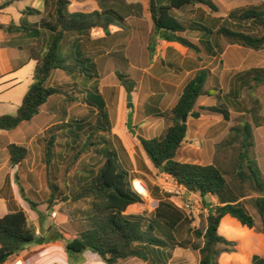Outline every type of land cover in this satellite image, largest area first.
Segmentation results:
<instances>
[{
	"label": "trees",
	"instance_id": "obj_1",
	"mask_svg": "<svg viewBox=\"0 0 264 264\" xmlns=\"http://www.w3.org/2000/svg\"><path fill=\"white\" fill-rule=\"evenodd\" d=\"M10 0L0 5V11L10 7L15 2ZM46 6L52 5L54 13L49 21L39 26L33 25H0L5 33L31 35L33 44L27 45L28 60L36 63L33 84L26 93L15 114L0 115V131H12L23 123L31 122L41 112L51 98L65 97L67 102H76L64 87L48 85L56 71L65 75L85 79L91 85L89 89L80 90V83H74V91L90 92L83 99L86 105L96 110V122L90 127L84 144L76 146L72 163L93 146H100L97 152L104 158L97 169L82 171L83 179L77 190L72 193L61 192L59 185L48 181L51 196L48 209L57 202L63 204L88 201L90 210L78 219L69 213L71 224H76L73 232L49 229L46 236H40L36 228L29 223L27 214L23 211L10 213L0 219V256L7 253L20 255L32 245H42L53 241H62L70 257L80 256L91 252L99 256L106 264H119L121 261L136 258L148 264H167L172 259L177 248H187L197 251L200 255L199 264H221L223 254L236 252L237 243L230 241L220 234L222 219L229 215L238 220L243 226L255 229L264 234V173L251 153L254 143V127L245 123L234 127V141L238 148H233L230 165L224 168L217 164L200 165L178 161L179 151L188 135L187 119H231L229 107L221 104L212 107L196 109L198 100L206 95V85L209 72L199 70L185 85L183 92L170 113L157 111L155 116L164 119L168 125L164 132L151 139L138 136L144 153L154 168L170 176L178 186L190 194L199 195L203 206L208 210L203 230H193L194 219L191 214L173 201V195L161 191L158 187L150 188L151 198L158 200V207L150 217L144 215H129L130 207L143 204V197L133 188L134 178L121 162L120 154L126 160L129 156L120 144L119 139L109 141L103 139L92 142L94 136L111 133L112 123L106 100L99 89V66L97 59L88 55L86 43L92 41V32L100 30L109 36L114 27L124 28L129 16H138L142 6L128 4L119 0H92L97 2L93 11H79L71 8L73 2L88 0H38ZM205 6L211 11L218 12V7L212 0H149V12L153 23L152 42L149 51H156V41H165L168 46L176 45L195 54L202 49L210 55H218L223 47L218 43L223 40L228 45L260 51L264 49V9L259 7L240 8L233 10L225 18L199 19L187 24L176 16V12L188 7ZM27 14H40L39 10L27 9ZM256 30V32H254ZM189 31H199L202 39L199 43L192 42L184 35ZM219 50L216 51V50ZM123 58V57H122ZM126 61V60H125ZM196 61L195 66H199ZM191 67V66H189ZM120 84L128 94L135 93L137 84L129 75L117 73ZM258 86H264V68H252L239 73L235 77L233 87L228 95V101L241 105L239 100L244 91H253ZM130 113L134 112L133 102L128 103ZM149 116L150 113L148 112ZM260 126V122L254 119ZM87 123L75 121L68 125L69 136L74 137L73 143L79 138ZM65 126L55 125L48 130V138H42L44 158L49 174L56 159L57 142L64 134ZM231 141H229L230 143ZM117 145L119 149H117ZM66 143L65 147H69ZM10 163L13 167L21 166L30 156L26 146L8 144L6 147ZM69 171V169H67ZM228 177H233L229 182ZM20 186L22 197L36 211L39 205L26 197L24 187ZM251 191L258 196L252 199L261 219L258 229L254 217L246 206L238 200L247 198ZM234 194L238 195L237 197ZM61 195V197H57ZM233 197H230V196ZM210 197H216L219 204L213 206ZM193 234L201 241L198 245H189L185 236ZM8 259L0 262L4 264ZM252 264H264V257L254 255Z\"/></svg>",
	"mask_w": 264,
	"mask_h": 264
},
{
	"label": "rangeland",
	"instance_id": "obj_2",
	"mask_svg": "<svg viewBox=\"0 0 264 264\" xmlns=\"http://www.w3.org/2000/svg\"><path fill=\"white\" fill-rule=\"evenodd\" d=\"M113 1L118 2L119 0ZM121 1L128 4L141 5L142 10L139 12L138 16H129L124 28L114 27L109 36H105L100 30H94L92 32V37L98 39L97 42L86 43L88 55L97 59L99 66V89L102 90L103 96L105 100H107L106 103L107 106H109L108 110L111 123L113 122L114 127H119V104L121 101L124 102L125 95L126 100H128L129 95L120 84L117 73L129 75L130 79L134 80L137 84L136 91L132 94L134 109L137 103V97H139L140 102H142L143 95H146L150 91L161 89V92H164L166 96L165 99H163L165 103V112L170 113L175 106L180 89L187 84L193 75L187 76L185 73H179L176 66L167 65V61L176 62L182 58H186V61H191L190 58L198 56L200 64L196 66L195 69H206L209 72V78L206 85V95L198 100L196 109L226 104L229 107L231 119L229 121L218 119H187L188 135L185 140L186 142L184 141L185 143H183L179 151L178 159L182 162L200 165L217 164L224 168L228 167L232 160L233 148H238L239 146L238 142L231 145L235 136L232 129L249 123L254 127L256 133L254 139L255 145L251 153L257 159L264 173V86H258L253 91H244L239 100L241 105H234L228 101V95L233 87L235 77L239 73L246 72L252 68H264V49L254 51L237 45H228L225 41L221 40L218 43L223 47V51L216 56L208 54L205 49H202L200 54H195L192 51L176 45L168 46L165 41L158 39L156 41V51L152 55L149 51L153 35V23L149 12V0ZM212 1L218 7V12L211 11L205 6H197L178 11L176 12V16L189 24L197 22L199 19L225 18L233 10L240 8L259 7L260 9H264V0ZM96 5L97 2L88 0L85 2H73L71 8L73 10L90 12L95 9ZM15 9L12 10L11 14L17 19L19 15L18 11ZM53 13L54 7L48 5L46 6L44 15L31 17V21L36 24V26H39L42 17L46 16L47 19H50ZM254 32H256V30H254ZM184 36L194 43H199V40L202 39L199 31H189ZM216 51L219 52L218 49ZM166 52V55H168L167 57H165ZM27 53L28 50H25L24 54ZM164 57L166 58V62L162 61ZM32 65H34V63H32ZM29 69L30 68L25 70V76L28 75ZM76 82L81 84L79 86L80 90L89 89L91 86L89 82L78 76H76V78H71L61 71L53 73L48 85L64 87L73 98L77 99V101L70 103L67 102L65 97H54V100L51 102V105L55 106L54 116L42 115L43 117L45 116L44 119L47 121L43 123L39 129L37 128L38 131L31 135L30 140L23 141L27 144L26 146L30 147V156L26 161L31 165V169L33 170L32 176L30 177L32 185L28 186L26 183V171L23 168L24 166L19 168L16 177L19 178L21 185L25 189L31 187L30 192H28L29 198L35 200L40 209L45 213H48L47 203L51 196L48 183L49 180L54 184H58L62 193L66 192L72 194L77 190L75 185V173L77 171L82 173V171L85 170L97 169L104 161V158L97 152V148H100V146L96 145L82 154L76 163H72L74 154L79 150L76 144L81 146L84 144L90 134V127L96 122V111H92L83 99L88 94L91 95V93L74 91L72 88H74V83ZM23 90L24 87L18 88L9 94L12 103H21ZM9 107L11 106L8 105V108ZM0 112L9 111H3L2 109ZM135 112L137 114V125L134 122ZM43 117L41 119H43ZM35 119L38 120L35 121ZM254 119L259 120L261 125H256ZM79 120L87 123V126L82 131H79L80 138L76 143H73L74 137L69 136L70 129L67 127L68 125L74 126L75 121ZM142 120L143 116L140 110L137 109L136 111L135 109L133 112V129L136 131V135H133L132 132L126 128L127 117L125 118L123 128L128 135L127 145L131 150L130 155L132 159L130 160L129 158V160H126L122 154H120V158L124 167L130 172L131 177L134 178V181L139 180L144 182L148 191V197L142 196L144 200L143 205L136 206L132 210V213L143 214L146 217H150L157 204V201L150 197V188L156 186L164 192L165 187L178 190V185L172 178L166 177L165 174L154 168L150 162L149 166L146 164V159L148 158H146L139 142H137L138 136L149 138L154 137V135H161L168 123L162 119L165 121L163 127L159 125L157 128V125H148L145 130V128H142L143 124L140 123ZM38 121L39 117L36 116L34 122L30 124L25 123L20 126V128L12 131H0V146L4 149L8 144H11V142L17 141L20 138L18 135L19 131L31 130L29 127L31 128L33 125L35 127V123L37 127ZM61 123L65 126L63 133L68 134L69 137H60L58 139V147L55 152L56 159L53 163V167L49 169L50 172L48 174L44 158V148L40 141L42 138H48L50 132H48L47 129L51 125H61ZM149 126L152 129L150 131L147 130ZM103 139L109 141L113 140L109 133H102L101 135L97 133L92 142L97 143ZM229 141L231 142L229 143ZM66 143H70V146L65 147ZM117 149H119L118 145ZM67 169H69V171H67ZM228 180L232 182L233 177H228ZM247 195L248 197L244 204L254 217L257 228L259 229L261 227V219L252 204V199L256 198L258 195L251 191H248ZM189 196V192L185 190L182 195L173 194V201L184 208L186 213L192 215L194 219V223L192 224L193 230H203L207 217L206 208L203 206V202L199 195ZM57 197L60 198L61 195ZM57 203L58 204L55 206L60 207L62 213L67 215L73 213L78 219L83 213L90 210L88 201L79 203L69 202L67 204L61 202ZM186 203H190L188 208L185 207ZM48 219L50 218L48 217ZM41 226H44L43 223ZM74 228H76V224H71L69 230L72 232ZM254 231L255 233H260L255 229ZM232 232H237L242 241L247 238V232L236 225L228 227V234L231 235ZM184 239L189 241V245H198L201 243L193 234L185 236ZM174 252L175 260L173 264H199L200 255L197 251L187 248H177Z\"/></svg>",
	"mask_w": 264,
	"mask_h": 264
},
{
	"label": "crops",
	"instance_id": "obj_3",
	"mask_svg": "<svg viewBox=\"0 0 264 264\" xmlns=\"http://www.w3.org/2000/svg\"><path fill=\"white\" fill-rule=\"evenodd\" d=\"M6 1L7 0H0V5H2ZM14 9L18 11L19 17L17 19L14 18L11 14L12 10ZM27 9L39 10L41 13L30 15V14H27L26 12ZM45 10H46V5L38 0H34V1L23 0L21 2H15L10 7L0 11V25H8L9 23L13 22L16 25L23 24V25L36 26V24H34L31 21V17H35L36 15H40V16L44 15ZM49 20L50 19H47L46 16L42 17L40 24L42 22L49 21ZM97 40L98 39H94L92 37L91 42H97ZM30 44H33L31 35H25V34L10 35V34L5 33L3 30H0V110L3 109V111H9V112H0V115H7L8 113L15 114L18 107L21 105L26 93L28 92L29 88L33 84L36 63L34 61L28 60V53L24 54L25 50H27L26 46ZM166 54L167 52L165 53V57L168 56ZM165 57L162 60L163 62H166ZM190 59L191 61H186V58H182L180 60H177L176 62L167 61V65L176 66V68L178 69L177 71L179 73H182V74L185 73L187 76L193 75L194 77L199 70L204 69V68H198V69L193 68L195 66L196 61L199 60L198 56L192 57ZM32 63H34V65H32ZM28 68H30L28 71V75L25 76L24 75L25 70H27ZM22 87H24V90L22 93L21 103L20 104L12 103L10 100L11 96L9 97V94L12 91L18 88H22ZM184 87L185 86H183L180 89V93L178 94L176 103L178 99L180 98ZM123 89L125 90L124 87ZM161 91H162L161 89H157L156 91L153 90L147 93L146 95H143L144 97H143L142 102H140L139 97L136 98L137 103L135 105V109L136 111L137 109H139L141 115L143 116V120L140 123L143 124L142 128L143 129L145 128V130L148 127V125L150 126L157 125V128L159 127V125L163 127V124L165 121L155 116V114L159 110L162 112L166 111L164 109L165 103L163 100L165 99L166 96H165V93ZM100 92L103 95V92L101 89H100ZM178 92H179V89H178ZM52 100H54V98H51L49 102L42 107L41 112L38 115L39 121H38L37 127L35 123V127L34 125L33 127L31 126V128L29 127V129L31 130H24L21 132L19 131L18 135L20 136V138L15 142H11V144L14 143V144L23 145V146L27 145L23 141L30 140L31 135L35 134L36 131H38L37 128L39 129L42 126V124L47 121L44 119V117L51 116V115L54 116L55 106L51 105ZM8 105H10L11 107L8 108ZM91 109L92 111H96L95 108H91ZM148 112L150 113V116ZM129 113L130 112L128 109V102L126 100V95H125L124 102L121 101L119 104V113H118L119 127L115 128L112 122V130H111V133L109 134L110 136H112L114 140L119 139L120 144L124 147V149L126 150L131 160L132 159L130 155L131 150L127 145L128 135L125 129L123 128V125H124L123 122L125 118L128 117ZM44 114L45 116L43 117L42 115ZM42 117L43 119H41ZM136 119H137V114L135 112L134 114L135 124H136ZM36 120L38 119H35V121ZM32 122H34V119L31 122H26V123L30 124ZM55 125L56 124H53L49 128H52ZM150 126H149V129H147L148 131L152 130ZM18 128H20V126ZM49 128L47 130H49ZM126 128H127V123H126ZM156 136L154 135V137ZM254 136H256L255 130H254ZM154 137H149L146 139H151ZM137 142H139V140ZM40 143L42 144V147H43V143L41 141ZM26 147L30 151V147L29 146H26ZM178 161H181V160L178 159ZM149 162L150 160L146 159V164L148 166L151 163ZM21 166H24L23 168L26 171L25 172L26 183L28 186H31L32 183H31L30 177L32 176V172H33V170L31 169L32 167L29 163H27V161L23 163ZM21 166L13 167L10 163V157H9L7 149L6 148L3 149L0 146V219L10 213L23 210L27 214L29 223L32 224L36 228V232L40 236H46L48 234L49 229H56V228L59 231L63 229L68 232H71V230H69L70 225H71L69 216L67 214L62 213L60 211V207L55 206L51 209H48V213H45L43 210L40 209V207H38L37 210L34 211L32 210L31 205L22 197L20 186L16 178V174L18 173V170ZM165 176L171 178L168 175H165ZM75 177H76L75 185L76 187H78L79 182L83 179V174L77 171L75 173ZM30 190H31V187L25 189L26 197L28 199H30L28 196V192H30ZM190 196H195V195L190 194ZM234 196L237 197L238 195L234 194ZM230 197H233V196L231 195ZM246 199L247 198L240 199L238 200V202H241L244 204ZM30 200L35 202V200L33 199H30ZM210 200L212 201L213 206H216L219 204V201L216 197H210ZM156 201H157V204H156V208H157L159 202L158 200ZM138 205L141 206L143 204H138ZM138 205L130 207L127 211V214L143 215V214H133L132 213V210ZM206 211L208 215V210L206 209ZM48 217L50 219H48ZM42 223L44 226H41ZM232 225H236L240 229L245 230L247 232L246 234L247 238L244 241L240 239L237 232H232L231 235L228 234V227ZM219 231H220V234L224 236L225 238H227L228 240L238 243L235 253L223 254L220 257L219 260L221 264H252V258L254 255H260L264 257V234L263 233H255L254 229H249L248 227L243 226L238 220H236L235 218H232L229 215L225 216L222 219ZM17 260H20L22 264H106L104 261H102V259L99 256L91 252H86L80 256L70 257V255L68 254L66 250L65 243L60 240L42 244V245H32L20 255L18 256L13 255L12 257H10L4 264H12L13 262ZM174 260H175V252L173 254L172 259H170L167 264H173ZM119 264H148V263L140 259L132 258V259L121 261Z\"/></svg>",
	"mask_w": 264,
	"mask_h": 264
},
{
	"label": "water",
	"instance_id": "obj_4",
	"mask_svg": "<svg viewBox=\"0 0 264 264\" xmlns=\"http://www.w3.org/2000/svg\"><path fill=\"white\" fill-rule=\"evenodd\" d=\"M132 101H133V96L132 94H129L127 102L131 103ZM186 121H187V116L183 118V122L186 123ZM133 128H134L133 113H129L127 117V129L131 131L133 135H136V131ZM163 170H164L163 168H160V171H163ZM12 256H13V253H7L5 255H2L0 256V262L4 261L5 259H9Z\"/></svg>",
	"mask_w": 264,
	"mask_h": 264
},
{
	"label": "built area",
	"instance_id": "obj_5",
	"mask_svg": "<svg viewBox=\"0 0 264 264\" xmlns=\"http://www.w3.org/2000/svg\"><path fill=\"white\" fill-rule=\"evenodd\" d=\"M142 184H143V186L144 187H146L145 186V184L142 182V181H140ZM178 187V190H172V189H170L169 187H165L164 188V192H166V193H169V194H176V195H182V193L185 191V189L183 188V187H181V186H177ZM133 188H134V190L138 193V194H140L141 196H143L139 191H138V189H137V186H136V182L135 181H133ZM146 189H147V187H146ZM190 206V203H186L185 204V207L186 208H188ZM12 264H22L21 263V261L20 260H17V261H15V262H13Z\"/></svg>",
	"mask_w": 264,
	"mask_h": 264
},
{
	"label": "bare ground",
	"instance_id": "obj_6",
	"mask_svg": "<svg viewBox=\"0 0 264 264\" xmlns=\"http://www.w3.org/2000/svg\"><path fill=\"white\" fill-rule=\"evenodd\" d=\"M138 191L145 197H148V191L146 187L139 180H135Z\"/></svg>",
	"mask_w": 264,
	"mask_h": 264
}]
</instances>
